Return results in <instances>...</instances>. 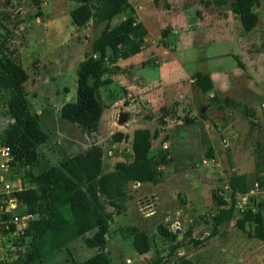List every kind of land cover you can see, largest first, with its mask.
<instances>
[{
  "label": "rangeland",
  "instance_id": "1",
  "mask_svg": "<svg viewBox=\"0 0 264 264\" xmlns=\"http://www.w3.org/2000/svg\"><path fill=\"white\" fill-rule=\"evenodd\" d=\"M79 4L80 0H0V25L12 31L7 50L28 72V99L50 136L39 147L41 163L33 172L92 147L102 150L105 171H111L118 161L132 159L131 133L149 128L154 133L150 155L163 161L161 177L154 183H128L118 206L107 205L114 212L107 234L110 264H179L183 257L199 264H264V0L256 8L259 21L251 31L244 29L225 0H130L131 6L112 20L113 25L132 13L138 21V13L147 17L156 8L169 15L162 24L148 17L150 39L158 38L154 48L160 53L144 62L146 69L158 73L162 61L172 63L177 56L189 63L191 76L215 74L214 88L204 92L188 75L182 76L180 87L159 83L128 90L112 76L125 77L133 65H121L124 58L112 56L105 76L111 82L98 94L106 108L113 106L105 109L108 113H126V121L110 127L108 114L92 136L61 116L63 104L77 99L80 62L105 26L95 27L92 20L77 25L71 11ZM169 17L179 20L178 33L168 24ZM4 110L0 103V130L9 120ZM115 133H123L122 139ZM27 170L13 165L11 173L35 187ZM233 172L247 174L249 191L236 196L234 218L216 227L213 217L220 207L212 194L232 202ZM246 210L260 212L262 224L247 221L240 227ZM139 232L151 241L145 253L134 245ZM96 252L77 238L67 249L48 253L41 264H75Z\"/></svg>",
  "mask_w": 264,
  "mask_h": 264
},
{
  "label": "trees",
  "instance_id": "2",
  "mask_svg": "<svg viewBox=\"0 0 264 264\" xmlns=\"http://www.w3.org/2000/svg\"><path fill=\"white\" fill-rule=\"evenodd\" d=\"M159 1L155 0L156 3ZM225 2L231 3L245 30L251 31L257 26L259 13L256 8L261 0ZM130 6V0H80V4L71 11L73 21L79 26L90 20L95 27L105 23L101 34L92 42L91 49L80 62L77 99L61 107V116L77 122L89 136L99 132L106 108L98 91L101 86L111 82L105 78L110 71L109 60L113 57L128 58L141 52L145 46L148 30L133 13L115 25L111 23ZM11 34L9 27L0 25V103L9 119L0 130V141L12 148L15 157L13 165L27 167L26 177L36 185L16 193L23 204L22 211L35 215L26 230L31 248L20 262L41 264L48 253L67 249L72 241L82 238L89 248L97 252L75 264H110L107 234L114 212L107 205L118 206L117 200L125 195V188L130 182L159 181V166L163 161L155 160L150 155L154 133L149 128L136 129L132 139V159L118 161L111 171H105L102 150L92 147L84 154L68 157L58 165L34 173L33 167L41 163L39 147L50 136L42 128L40 116L32 109L28 99L25 82L29 74L7 50V40ZM195 80L204 92L214 88L209 74L198 72ZM125 116L126 113H123ZM122 136L123 133L114 135L117 140H121ZM229 188L232 192L231 203L217 192L212 194L215 204L220 207L213 217L216 227L234 218L236 196L249 191L247 174L233 172L229 177ZM247 221L262 224V214L246 210L244 219L239 220L238 225L244 228ZM160 230L166 236L170 234L163 228ZM134 245L137 251L145 253L150 249L151 241L144 232H139L135 235ZM179 264L199 263L183 257Z\"/></svg>",
  "mask_w": 264,
  "mask_h": 264
},
{
  "label": "built area",
  "instance_id": "3",
  "mask_svg": "<svg viewBox=\"0 0 264 264\" xmlns=\"http://www.w3.org/2000/svg\"><path fill=\"white\" fill-rule=\"evenodd\" d=\"M14 158L12 148L0 141V264H18L31 248L26 230L35 215L22 211L16 195L30 187L11 173Z\"/></svg>",
  "mask_w": 264,
  "mask_h": 264
},
{
  "label": "crops",
  "instance_id": "4",
  "mask_svg": "<svg viewBox=\"0 0 264 264\" xmlns=\"http://www.w3.org/2000/svg\"><path fill=\"white\" fill-rule=\"evenodd\" d=\"M165 14L161 13L157 8L153 9L152 11H149V15L147 17L138 13V21L142 22L148 30V35L146 36V42L148 44V48L145 49V46H144L141 52L133 56H130L128 58L122 59L123 61H125V63H119V64L122 65L128 62L129 64H132L133 66L129 67V69L126 72L127 75L125 77L124 75H120V74L112 76L114 82H119L122 86H125L128 90H134V91L136 89L142 90L146 88H152L155 85H159V83L163 84L162 87H165V85H168V84H170L171 86L172 83L173 85L176 84L177 87H180L182 85V80H181L182 76H188V75L191 77L190 83L194 82L195 76H191L190 71L187 68L189 63L186 65L185 61L177 56L174 57L175 59L173 60L171 59L172 63H169L168 61H162L161 64L158 66V69H159L158 73L150 71V69H146V67L144 66V62H146V60L149 57H151L152 54L160 53L154 48V46H157L156 42L158 38H154L152 40L150 39V37H152L153 34L151 33V27L148 26V23L151 24L152 22L148 17L151 16L154 18V20L157 21L158 24L160 23L162 24V23H165L164 16H169L167 15V13ZM178 21L176 20L175 17H169L168 19V24L169 23L172 24L174 26V32H177V33L179 32L176 26V22ZM174 67L176 69L175 71H172ZM210 76L214 80L215 74H211ZM164 81H168V82H164ZM129 95H131V93ZM121 100L122 99L116 100L113 105L119 104V101ZM110 108L112 109L113 106L112 107L109 106L105 109L110 110ZM105 111L106 110H104L103 112L100 126L103 123L105 116H107L108 114H111V120H109L108 124L110 125V127L115 126V124H117V121H120L118 118L119 113L117 111H110L109 113L106 111L107 112L106 114ZM123 122L120 121V123H123ZM121 126H124V124H121ZM131 138L133 139V132L131 133Z\"/></svg>",
  "mask_w": 264,
  "mask_h": 264
},
{
  "label": "water",
  "instance_id": "5",
  "mask_svg": "<svg viewBox=\"0 0 264 264\" xmlns=\"http://www.w3.org/2000/svg\"><path fill=\"white\" fill-rule=\"evenodd\" d=\"M81 1H87V0H81ZM203 110V109H202ZM204 111V110H203ZM118 118H119V120L121 121V122H123L124 121V117H123V115H118Z\"/></svg>",
  "mask_w": 264,
  "mask_h": 264
}]
</instances>
